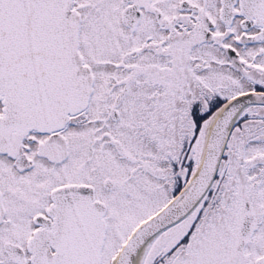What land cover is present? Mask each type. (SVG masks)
Segmentation results:
<instances>
[{
	"label": "flooded vegetation",
	"instance_id": "flooded-vegetation-1",
	"mask_svg": "<svg viewBox=\"0 0 264 264\" xmlns=\"http://www.w3.org/2000/svg\"><path fill=\"white\" fill-rule=\"evenodd\" d=\"M80 1L86 9L84 13L77 5L79 0L62 1V7L70 10L78 25L80 53L79 66L71 67L68 63L64 68L57 54L59 45L53 39L55 32L49 29L54 24L52 7L45 8L44 16L41 6L45 0H0V172H5L7 177L0 178V264H70L66 262L67 252L57 246V227L61 220H66L64 210L67 208L64 206L66 199L60 197L57 200L56 194L78 186L81 204L76 203L75 206L82 210L77 216L84 218L82 185L91 186L95 200L105 207L106 231L99 261L100 264H112L136 226L163 208L184 186L198 164L191 159L187 164L191 170L182 180L176 163L178 150L172 147L174 139L171 138L172 146L163 149L165 157L159 163H175L172 170L164 169L163 176V180L168 182L164 185L172 189V194L127 234L121 236L119 232L120 240L116 245L111 239L109 206L96 195L101 187L114 191L117 188L115 181L108 177L96 185L81 181L84 172L79 155L74 162L75 176L71 181L68 164L71 154L66 134L76 127L77 119L91 106L99 76L96 65L89 63L86 53L82 52V45H87V34H83V30L88 27L92 32L91 39L98 46L100 57L106 48L104 40L112 28V22L106 19L109 12L118 30H114V34L119 35V40L121 37L117 51L122 56L115 63L119 92L108 116L113 122L121 119L119 108L126 101L130 104L132 99L128 95L135 85L137 93H144L148 101L146 105L157 109L156 115L150 113L153 116H148L147 113L146 130L142 126L147 120L142 117L143 113H139L141 132L137 136L140 138H155V134L163 129L173 130L174 136L181 140L205 138L209 128L208 105L204 104L207 101L203 98L201 103L198 96L205 91L214 92V97L224 104L246 91L264 92V77L256 74L264 73V67L246 57L254 54L255 58H264V0ZM99 1L106 11L99 14L102 19L94 22L97 12H93L97 9L91 10L88 6L93 8V2ZM90 14L93 22L86 20ZM207 61L212 68L225 69L226 75L230 72L240 74L248 83L246 90L223 97L217 91L221 86L216 87L207 79L211 86H206L200 73L207 68ZM97 63L111 66L104 60ZM84 76L90 77L88 81L92 90L84 92L80 86L73 92L72 81ZM88 87L86 85L85 90ZM63 88L67 92L62 93ZM194 94L200 104L192 103L190 97ZM134 103L135 99L130 105ZM257 108L263 111L262 116H252L247 111ZM155 121L159 122L156 128L150 127V123ZM235 123L215 181L200 201L197 220L207 228L211 226L213 264H264V237L259 232L261 228L264 231V154L249 157L247 161L244 156L248 144L264 142V105L246 107ZM112 136L109 137L110 145L118 151V157L138 164L136 170L145 171L150 180L153 176L152 160L145 165V160L141 159V162L134 151ZM176 180L180 184L175 190ZM12 181L20 188L19 194L9 188L8 183ZM147 184L151 191L150 183ZM189 237L168 250L154 264L196 262L198 258H188ZM200 242H192L191 246L197 247ZM113 248L115 251L111 253ZM146 252L141 264L146 261ZM193 254L198 256V252Z\"/></svg>",
	"mask_w": 264,
	"mask_h": 264
},
{
	"label": "rangeland",
	"instance_id": "rangeland-1",
	"mask_svg": "<svg viewBox=\"0 0 264 264\" xmlns=\"http://www.w3.org/2000/svg\"><path fill=\"white\" fill-rule=\"evenodd\" d=\"M93 4V8L88 6V9H97L93 13L97 12L94 15V22H98L99 18H103L100 17L99 14H105L106 10L102 8L104 4H102L101 1H99V3L93 2ZM77 5L82 9V13L86 12V9L82 7V1L79 0ZM109 15H111V12L108 13L106 19H108L110 23L112 22V28H110L111 32H109V36H107L104 40L106 48L105 51H102L103 54L100 57L99 53L97 52L98 46L91 39L93 36L92 32L89 31L88 27L87 29L83 30V34H87V45L83 43L84 45H82V52L86 53L88 57L87 61L89 63H94V65H96L95 68L98 69L96 70L98 71L99 76L97 77L95 83L96 87L95 92L92 95L93 98L91 106L84 114H82L80 118L77 119L78 121H76V127H72L69 130V133L66 134V142H68V151L72 155V159L71 155H69L70 158L68 159V164H70L69 175L71 181L75 176L73 174L76 169V164L74 162L76 156L79 155V163L84 172V176L81 178V181H88L96 185L99 184L100 180L108 177L114 180L117 184V188L114 191H106L100 185L101 188L96 194L98 198L105 201L109 206V217L113 234L111 239L116 245V243L118 244L120 240V237L118 236L119 232L122 233L120 234L121 236L127 234L135 224L148 217L159 206L163 205V203L172 194V189L170 190L164 185L168 182L165 179L163 180V176L165 173L164 169L167 168L172 170L175 163L173 161H167L164 164L161 163V165L159 163L165 157L163 149H167L168 147L172 146L170 145L171 142L169 140L171 138L174 139L172 147L178 150V161H176V163L178 162L179 164L180 176H182L181 179L183 180L191 170L187 167L188 162L193 159L194 162L196 161L199 163L204 148L201 147V145L205 138L204 136H200L199 138L195 137L194 140H190V138H182L181 140L174 136L175 132L173 130L170 131L164 129L159 132V134L154 133L156 136L155 138H140L137 136L138 133L141 132L140 119L142 118L139 116V113H143L142 117L146 118L147 120L148 116H153L150 115V113L155 115L157 114V109H153L150 105H146L148 101L145 100L144 93H137L136 91L138 89L135 87V85L132 88L133 91L131 94H129L130 96L128 95V97H131L132 99L130 104L131 102L133 103V99H135V103L130 105L129 102L126 101L124 105H121L119 108L121 119L119 121L113 122L111 118H109L108 115L111 114V106L114 102L116 94L119 92V84L116 83L119 79V75L117 73L118 70H116L115 63H118L120 56H122L117 51L121 37L119 40V35L117 33L116 35L114 34V30L116 31V26H114L113 18L109 17ZM88 19L93 22L91 14L86 20ZM116 32H118V30ZM107 33L108 31L105 34ZM123 45L125 44L123 43ZM253 56L252 54H248L246 57L248 59H254L252 60L253 62L260 63L262 67H264V58H255ZM123 58H125L124 55ZM100 60L110 62L111 66H106L103 64L100 65L97 63ZM206 65L207 68L204 66L205 71L200 73L202 80L206 86L210 85L207 80L211 82L213 81V84L216 87L221 86L220 90L217 88V91H220L219 93L223 97L224 95H234L237 92L246 90L248 87L246 79H243L240 74L236 72H230V75H226L224 73L225 69L219 71L218 69L212 68V65L209 61L206 62ZM262 73L263 72L260 71L256 74L260 77H264ZM195 96L197 95L194 94L190 97V99L193 100L192 103L195 102L194 104L198 103V100L195 99ZM214 96V92L211 93L208 91H205V94H202V96H198L199 98L201 97V103L207 101L206 103L204 102V104L208 105L209 122L212 119V113H214V109L223 104ZM183 108L187 109V107H181V109ZM247 111L250 112L252 116L263 115V111H261L259 108L249 109ZM147 113L148 116H146ZM158 123V121L150 123V127L153 125L156 128ZM133 126H135L136 129ZM146 127H148V120L147 122L145 121L144 126H142V128L145 130L147 129ZM111 135H113V139H120L121 144H124L130 150L134 151L137 155L136 157L138 159L140 158L141 162V159H143V161L145 160V165L149 163L148 160H152L150 165L154 177L152 176L150 180L147 179L148 176H146V173L144 174L145 171H142L141 169L136 170L138 164H133L123 159L121 160L118 157V151L113 150L110 145L109 137ZM260 154H264V142L261 141L259 143L248 144V147L244 153L245 160H249V157H257ZM71 173L73 175H71ZM0 178H7L5 172H0ZM148 180L149 182H147ZM8 181L9 179L5 182ZM176 181L175 190L180 184L178 180ZM146 182L150 183L151 191L148 190L147 186L149 185ZM8 184L7 185L9 188L14 190L17 194L21 192L20 188H17L13 184V181L12 183ZM198 205L195 208L196 210L194 209L191 211L192 213L190 212V216L188 215L185 217V219L176 223L174 227L164 230V232L153 239L147 248L148 250L145 255L146 261L144 264H154L155 261L159 260V258L168 253V250L176 248V244L184 243L188 236H190L189 239L191 240L187 246L190 248L188 258L194 260L198 258V260L194 263H192V260H190V264L214 263L212 260L213 257H211L212 248L214 246L210 242L213 237L211 232L209 233L211 226L207 228L208 226L204 224L201 225V223L197 220L199 217V211L201 210V205ZM196 228L197 230L195 231ZM206 230L208 233H205ZM259 232H261L260 236L264 237V231L262 232V228ZM204 238L205 241H203ZM197 241L202 242H200L197 247L191 246L192 242L197 243ZM205 242L208 244L206 245ZM262 242L264 243V238ZM191 248L193 250H191ZM195 248H198L199 250ZM114 249L115 248L110 249L111 253L115 251ZM197 252L198 256H195L193 253ZM205 257H207V259ZM182 264L187 263L184 262Z\"/></svg>",
	"mask_w": 264,
	"mask_h": 264
},
{
	"label": "water",
	"instance_id": "water-1",
	"mask_svg": "<svg viewBox=\"0 0 264 264\" xmlns=\"http://www.w3.org/2000/svg\"><path fill=\"white\" fill-rule=\"evenodd\" d=\"M62 1L45 0L41 6L42 10H40L45 12L44 16H46L45 8L52 7L53 14H50L53 15L54 24L49 29L55 32L53 39H56L59 45L57 54L61 67L66 68L68 63L71 64V67L79 66L78 25L70 10L62 7ZM89 78L84 76L78 81H72L73 92L77 91L80 86L84 92L91 91L92 86L91 82L88 81ZM86 85L89 87L85 90ZM64 91L67 92L63 88L62 93ZM253 105H264V92L246 91V93L237 94L235 97L226 100L214 112L205 135L201 159L194 173L178 193L165 203L163 208L136 226L112 260V264H141L143 255L153 238L164 230L174 227L176 223L185 219L196 208L215 181L236 119L246 107ZM108 184L110 185V183ZM79 195L80 188L74 186L57 192V197L55 196L57 200L64 197L66 199L64 206L66 205L67 208L64 210L66 211L64 213L66 220H61V225L57 227V246H59L58 249L67 252L66 262L70 264H100L99 252L105 240L106 231L105 207L101 202L95 200L91 186L82 185L84 218L78 217L77 215H81L82 212L80 207L75 206L76 203L81 204Z\"/></svg>",
	"mask_w": 264,
	"mask_h": 264
},
{
	"label": "trees",
	"instance_id": "trees-1",
	"mask_svg": "<svg viewBox=\"0 0 264 264\" xmlns=\"http://www.w3.org/2000/svg\"><path fill=\"white\" fill-rule=\"evenodd\" d=\"M219 106H221V105H219ZM219 106H218V107H219ZM218 107H217V108H218ZM215 109H216V108H215ZM215 109H214V110H215ZM213 112H214V111H213Z\"/></svg>",
	"mask_w": 264,
	"mask_h": 264
},
{
	"label": "bare ground",
	"instance_id": "bare-ground-1",
	"mask_svg": "<svg viewBox=\"0 0 264 264\" xmlns=\"http://www.w3.org/2000/svg\"><path fill=\"white\" fill-rule=\"evenodd\" d=\"M154 239V238H153ZM152 242V241H151Z\"/></svg>",
	"mask_w": 264,
	"mask_h": 264
}]
</instances>
